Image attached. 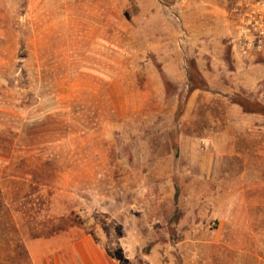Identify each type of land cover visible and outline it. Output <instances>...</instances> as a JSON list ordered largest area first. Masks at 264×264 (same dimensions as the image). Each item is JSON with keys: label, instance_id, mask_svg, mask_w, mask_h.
Listing matches in <instances>:
<instances>
[{"label": "rangeland", "instance_id": "374dc122", "mask_svg": "<svg viewBox=\"0 0 264 264\" xmlns=\"http://www.w3.org/2000/svg\"><path fill=\"white\" fill-rule=\"evenodd\" d=\"M234 1L0 0V264H73L86 241L117 264H264V116L230 101L264 107V59L232 54Z\"/></svg>", "mask_w": 264, "mask_h": 264}, {"label": "built area", "instance_id": "2783aa9c", "mask_svg": "<svg viewBox=\"0 0 264 264\" xmlns=\"http://www.w3.org/2000/svg\"><path fill=\"white\" fill-rule=\"evenodd\" d=\"M230 19L234 57L240 61L264 59V0H235Z\"/></svg>", "mask_w": 264, "mask_h": 264}, {"label": "trees", "instance_id": "16d2710c", "mask_svg": "<svg viewBox=\"0 0 264 264\" xmlns=\"http://www.w3.org/2000/svg\"><path fill=\"white\" fill-rule=\"evenodd\" d=\"M187 80L190 84L188 94L195 90L208 91L209 87L202 75L200 74L194 60L187 62ZM231 103L240 107L243 114H259L264 116V107L256 102H251L240 95H233L230 99ZM183 111V104L178 107L176 117H179ZM178 188L174 185V202L177 203ZM179 219V211L175 209L174 215L171 217L170 222L175 223ZM149 249V247H147Z\"/></svg>", "mask_w": 264, "mask_h": 264}, {"label": "crops", "instance_id": "0c3cea01", "mask_svg": "<svg viewBox=\"0 0 264 264\" xmlns=\"http://www.w3.org/2000/svg\"><path fill=\"white\" fill-rule=\"evenodd\" d=\"M250 118H252L251 123L254 124L256 119L254 117ZM84 248L85 251L83 252H73V264H117L103 249L92 241H86Z\"/></svg>", "mask_w": 264, "mask_h": 264}]
</instances>
